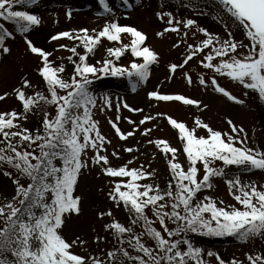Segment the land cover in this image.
Wrapping results in <instances>:
<instances>
[{
  "label": "snow or ice",
  "instance_id": "snow-or-ice-1",
  "mask_svg": "<svg viewBox=\"0 0 264 264\" xmlns=\"http://www.w3.org/2000/svg\"><path fill=\"white\" fill-rule=\"evenodd\" d=\"M39 3L40 0H0V20L7 22V26L0 22V53L11 51L6 46L7 41L15 39V33H19L27 51L39 58L37 72L43 84L41 90L25 78L12 93L21 103L22 111H0V172L9 177L14 186L11 197L0 201V264H210L205 256H214L218 264H243L235 258L226 262L218 253L206 251L190 234L235 237L245 243L257 238L264 240V185L243 183L239 176H229L226 171L235 166L242 173L264 172V150L250 147L247 131L230 118L227 120L230 130L221 132L200 118H196L195 126L189 129L185 123L168 117L171 127L178 130L187 168L177 162L178 150L167 140L149 139L147 143L157 147L165 157L171 154L168 158L170 179L164 189L159 184L142 183L152 179L156 171H149L143 165L129 167L133 163L131 159L113 166L110 155L120 159V153L113 150L109 155L106 146L112 141L102 133L100 122L94 119V110H115V120L109 119V124L121 141L134 137L137 131L142 137L149 136L152 128L141 131V126L155 117L144 115L138 121L124 117L133 130L122 131L118 126L120 109L129 113H143L144 109L133 107L120 97L114 104L111 96L96 94L92 85L103 77H126L135 92L139 84L148 81L151 66L158 63V53L146 45L145 32L119 22L113 11L114 4L99 0L104 13L97 15L108 14L99 29H70L50 37V42L66 39L72 44L71 47L59 45V49L71 53L66 59L72 63L73 71L65 78L64 65L50 60L53 53L28 38L27 34L41 24V16L32 10H17V6L38 7ZM122 3L128 10L135 7L130 0H122ZM139 3L140 0H136V4ZM196 8L200 16L208 15L205 8H211L214 19L225 29V36L209 32L195 19H177L161 5L155 15L165 27L156 32L158 37L172 32L186 38L188 32L183 29L193 28L204 36L199 44L187 45L188 51L181 63L168 66L166 79H171L178 69H184L200 55L199 63L211 75L206 77L201 73L199 86L211 87L227 100L245 106L246 99L238 98L218 82L220 78H227L245 89L243 97L255 94L264 104V0H205V7L197 5ZM66 18L72 19L71 10L66 12ZM12 26L14 31L10 30ZM234 31L242 33L243 39H235ZM124 36L130 38L129 43H124ZM105 40L119 46L107 47L106 58L89 63L90 54ZM179 46V43L173 44V48ZM126 52L136 59L129 66L118 64ZM183 77L187 85L193 84L187 72ZM27 90H31V94ZM7 96L8 92L0 94V101ZM148 98L197 107L202 103L182 94H162L158 90L148 92ZM48 106H52L54 112L47 111ZM36 110L42 118L37 127L29 129L23 121ZM197 128L205 129L207 135L198 136ZM123 150L138 151L133 147ZM89 151L93 153L91 157H88ZM217 161L222 162V166H215ZM90 164L99 166L103 175L112 178L113 187L108 197L115 207L127 209L131 218L128 225L115 220L103 224V231L111 233L116 244L111 250L101 249L102 255L74 252L77 246L86 252L84 246L88 242L80 236L69 241L63 235L66 220L81 213L82 197L75 193L79 179ZM213 178H225L235 204L199 195L213 187ZM146 210L151 211V217ZM105 216L112 217V211L98 213L101 220ZM137 224L143 228L140 233L134 230ZM145 238L152 243H147ZM105 239L97 234L94 243L99 247L100 241ZM246 259L247 264H264V254H248Z\"/></svg>",
  "mask_w": 264,
  "mask_h": 264
},
{
  "label": "rangeland",
  "instance_id": "rangeland-1",
  "mask_svg": "<svg viewBox=\"0 0 264 264\" xmlns=\"http://www.w3.org/2000/svg\"><path fill=\"white\" fill-rule=\"evenodd\" d=\"M135 5L132 10H128L122 3V0H109L110 5L114 4L113 11L115 17L119 19L121 24L134 25L137 29L146 33L148 39L146 45L158 53V63L151 66V75L147 82L141 83L137 86L135 92L132 91L131 83L126 77H103L95 80L92 88L98 95H108L113 99L115 104L116 98L127 101L133 107L143 108V113H129L126 109L121 108L118 113L121 117L118 126L122 131H131L133 126L129 125L124 117H130L138 121L144 115H151L155 117L154 120L147 122L141 126L143 128L151 127L152 132L147 137H142L140 131H137L134 137H129L127 141H121L115 136L114 130L109 124V119L115 120L117 113L115 110H105L103 112L94 110V119L100 122V128L104 135L111 139V145H107L109 155L113 150L120 153V159H114L110 155V160L113 166L123 165L128 160H133L129 167L139 168L141 165L149 171L155 170V176L142 183L159 184L161 189H164L170 175L168 173V164L166 157L160 150L152 144H148L149 139H164L173 147L177 148L176 158L185 169L186 154L182 152V142L179 140L178 130H175L168 123V117L176 119L178 122H183L191 129L195 126L196 118H200L203 122L208 123L214 130L221 132L229 131L227 120L230 118L237 125L243 126L249 136V146L258 147L264 150V104H261L256 98L255 94L249 97H243L245 89L237 83L231 82L227 78H220L219 83L227 90L231 91L238 98L246 99V105H237L232 101L227 100L222 94L215 93L211 87L204 88L198 85V77L203 73L206 77L210 76L208 70L203 69L199 63L200 55L194 57L184 69H178L171 79H166L168 76V66L171 63H181L184 59L185 53L188 51L187 45H197L204 39L202 33L196 31L195 28L183 29L188 32L185 38L182 34L166 33L163 37H158L156 32L163 30L165 24L159 21L155 15L157 11L161 10V5L164 6L165 11H171L177 19H195L199 26L207 28L209 32L219 34L221 37L225 36V29L220 22L214 19V11L211 8H205L209 13L205 16L197 15L196 6L205 7V0H140L136 4V0H130ZM183 5H188L187 7ZM17 10H32L40 15L42 22L39 26L34 27L28 33V38L33 43L53 55L50 60H53L56 65L63 64L65 72L62 74L65 78H69L73 65L66 57L71 55L70 52L64 49H59L60 44H68L72 46L71 42L66 39L60 41L50 42V37L60 31L79 29L87 27L89 29H99L105 22V15L98 16L97 13H104L103 6L99 4V0H40L39 6H17ZM72 11V19L66 18V12ZM128 18H125V17ZM0 22H7L0 20ZM10 30L14 31V26ZM195 33V35H193ZM15 39L7 41V45L11 51L9 53H0V94L8 92L9 96L4 101H0V111L16 110L22 111L21 103L15 98L13 89L20 86L22 81L26 78L32 84L40 86L43 90L42 78L37 72L39 58L29 51L25 40L19 33H15ZM234 37L237 40L243 39L242 33L234 31ZM124 43H129L130 38L122 37ZM181 41H184L181 43ZM248 43L247 40H244ZM179 43L180 46L173 48V44ZM119 46L115 42L103 41L97 50L90 54L89 63L95 64L98 60H103L107 57L106 48ZM58 49V50H57ZM78 51L83 52V49ZM207 51V50H206ZM239 52H245L244 49H239ZM61 57L65 59H60ZM135 57L126 52L124 56L117 61L118 64L129 66ZM187 72L193 78L191 86L186 84L183 73ZM158 90L162 94H182L188 98H193L201 101L199 107L195 105H184L182 102H156L149 100L148 92ZM31 94V90H27ZM208 105L204 108L203 105ZM100 101L98 100L97 107L99 108ZM37 113H29L28 120L23 121L25 127L32 129L38 126ZM196 134L207 135L205 129L197 128ZM126 147H133L138 149L132 153L125 152ZM93 153L88 152V157ZM171 156V155H170ZM229 176H239L243 183H255L257 186L264 185V172L253 170L252 172H241L231 166L226 169ZM202 176V171H201ZM112 178L102 174L99 166H89L84 170L83 175L78 181L76 195H80L81 199V213L79 215H72L69 217L63 226L64 237L71 241L77 236L86 240L88 243L84 246L86 252L79 246L73 249L74 252L86 255L91 253L93 255L101 254V249L107 251L111 250L115 243L114 236L111 233L103 231V224L111 220L119 221L125 225L130 223V215L125 208L115 207L113 201L108 197V192L112 190ZM24 182V181H22ZM14 186L12 180L0 172V201L5 197H11ZM201 196L208 195L217 200H223L225 204H235V200L230 194L225 178H219L211 189L204 190ZM111 210L112 217L105 216L103 220L98 218V213L102 211ZM159 228V225L156 224ZM170 227H174L169 223ZM99 234L106 237L105 240L100 241L99 247L94 243V237ZM194 242L204 248L206 251L211 250L220 255L226 262L232 258L242 261L247 264L248 254H264V240L259 238L250 242H242L235 237H207L192 235ZM147 241V240H146ZM151 244V241H147ZM205 259L210 261V264H218L215 257H207Z\"/></svg>",
  "mask_w": 264,
  "mask_h": 264
},
{
  "label": "trees",
  "instance_id": "trees-1",
  "mask_svg": "<svg viewBox=\"0 0 264 264\" xmlns=\"http://www.w3.org/2000/svg\"><path fill=\"white\" fill-rule=\"evenodd\" d=\"M47 111H49V112H54V108H53L52 106H48ZM35 113H37L38 119H39V121H40L41 118H42V115L39 113V110H36ZM170 155H171V154H169V156L166 157V159H167V164H168V158L171 157ZM215 166H222V162L217 161ZM5 167H6V166H5ZM167 167H168V166H167ZM186 167H187V161H186ZM7 170H9V171H13V172H14V170H12V169H7ZM168 173H169V175H170L169 168H168ZM217 179H219V178H213V181H212V182H213V185L216 183V180H217ZM126 211H127V209H126ZM146 211L148 212V215L151 217V211H150V210H146ZM133 227H134V230H135L137 233H140V232L143 231V228H142V226H141L140 224H137V225H135V226H133ZM190 235L192 236L193 234H190ZM114 239H115V237H114ZM145 239L147 240V238H145ZM115 243H116V239H115ZM130 251H131V249H130Z\"/></svg>",
  "mask_w": 264,
  "mask_h": 264
}]
</instances>
